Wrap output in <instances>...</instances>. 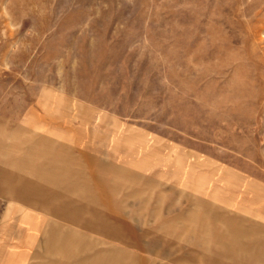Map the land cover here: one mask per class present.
I'll return each mask as SVG.
<instances>
[{
  "label": "rangeland",
  "instance_id": "rangeland-1",
  "mask_svg": "<svg viewBox=\"0 0 264 264\" xmlns=\"http://www.w3.org/2000/svg\"><path fill=\"white\" fill-rule=\"evenodd\" d=\"M0 132L10 157L104 162L120 217L73 197L74 227L108 264H264V0H0ZM6 176H34L0 155V264H21L17 219L65 217L51 207L73 195ZM177 217L210 235L169 234Z\"/></svg>",
  "mask_w": 264,
  "mask_h": 264
},
{
  "label": "crops",
  "instance_id": "crops-1",
  "mask_svg": "<svg viewBox=\"0 0 264 264\" xmlns=\"http://www.w3.org/2000/svg\"><path fill=\"white\" fill-rule=\"evenodd\" d=\"M0 135L1 138L11 137L12 133L0 132ZM29 138L32 137L30 135L22 137L25 142ZM48 142L49 139L46 138L43 143ZM32 144H21V154L15 158L10 157L12 151L8 145L4 147L0 145V155L5 161L16 164L20 171L34 176V180L6 176L2 178L3 181L18 182L21 184L23 192L36 188L34 184H42L64 189L73 196L66 204L58 203L57 195L46 197L48 202L57 200L51 209L54 208V211L61 212L65 217H37L38 215L26 211L20 219H17L22 223L23 231L26 232L24 237L19 239L17 245L18 251H16L17 254L15 253L17 260L21 264H108L104 261V247L98 243L97 233L74 227V224L79 221V217L88 215L83 211L82 203L75 205L74 198L89 201L99 207L98 211L91 214L92 217H120L119 189L112 182L104 180L102 172L104 162L87 155L76 157L67 151L60 153V156L57 153L50 155L48 150ZM12 180L14 181L12 182ZM164 220L167 221L165 218ZM195 220L198 221L199 232L207 236L210 235L209 222L205 219L200 220L198 217H177L175 221L172 219L167 232L169 234L176 233L175 223L179 222L184 223L185 228L191 230V223ZM245 226L241 222L234 230H244ZM200 228H204V230ZM184 231L186 230L183 228L178 235ZM228 232L231 233V231ZM163 233L165 232L163 231ZM224 235H219L223 243L236 241L232 236ZM204 239L206 238L204 237ZM22 243L28 246L22 248ZM230 248L231 245H228L223 251L229 254ZM46 257L48 260L43 262L42 259ZM253 262L258 263L257 260H253ZM112 264H118L116 256H114Z\"/></svg>",
  "mask_w": 264,
  "mask_h": 264
}]
</instances>
